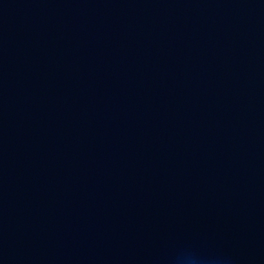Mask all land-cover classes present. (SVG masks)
Instances as JSON below:
<instances>
[{"label":"water","instance_id":"obj_1","mask_svg":"<svg viewBox=\"0 0 264 264\" xmlns=\"http://www.w3.org/2000/svg\"><path fill=\"white\" fill-rule=\"evenodd\" d=\"M0 264H264V0H0Z\"/></svg>","mask_w":264,"mask_h":264}]
</instances>
